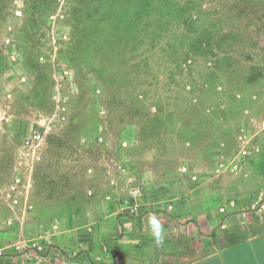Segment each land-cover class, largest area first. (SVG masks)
Returning a JSON list of instances; mask_svg holds the SVG:
<instances>
[{
  "label": "rangeland",
  "instance_id": "374dc122",
  "mask_svg": "<svg viewBox=\"0 0 264 264\" xmlns=\"http://www.w3.org/2000/svg\"><path fill=\"white\" fill-rule=\"evenodd\" d=\"M263 145L264 0H0V264H159L70 223L192 185L264 216Z\"/></svg>",
  "mask_w": 264,
  "mask_h": 264
},
{
  "label": "crops",
  "instance_id": "0c3cea01",
  "mask_svg": "<svg viewBox=\"0 0 264 264\" xmlns=\"http://www.w3.org/2000/svg\"><path fill=\"white\" fill-rule=\"evenodd\" d=\"M257 163L262 169L257 172L253 168V171L264 175V152L256 156L253 164ZM226 182L221 179V184ZM200 189L196 185L189 187V201L182 206L174 202L177 197L168 199L165 193H160L156 201L141 203L137 209L143 213L133 215L131 211H124L120 215L119 210H125V205H98L91 209V216L80 214L70 224L94 223L98 227L95 242H101L105 236H118L129 242L134 235H154L169 243L161 249V255L165 256L159 264H264V216L257 211H235L219 216L216 203L206 200L205 196L201 200ZM54 203L45 202L44 210H53ZM66 218L62 216L60 220ZM63 243L64 240L61 248ZM16 257L30 259L28 252Z\"/></svg>",
  "mask_w": 264,
  "mask_h": 264
},
{
  "label": "built area",
  "instance_id": "2783aa9c",
  "mask_svg": "<svg viewBox=\"0 0 264 264\" xmlns=\"http://www.w3.org/2000/svg\"><path fill=\"white\" fill-rule=\"evenodd\" d=\"M35 138H36V139H37V138H40V134H36V135H35ZM261 207L264 208V204H262ZM258 210L260 211V210H262V209H258ZM0 255H2V251H1V250H0Z\"/></svg>",
  "mask_w": 264,
  "mask_h": 264
}]
</instances>
